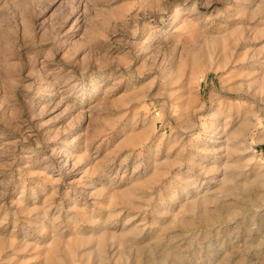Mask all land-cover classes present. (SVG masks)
Here are the masks:
<instances>
[{"label":"rangeland","instance_id":"obj_1","mask_svg":"<svg viewBox=\"0 0 264 264\" xmlns=\"http://www.w3.org/2000/svg\"><path fill=\"white\" fill-rule=\"evenodd\" d=\"M263 184L264 0H0V264H264Z\"/></svg>","mask_w":264,"mask_h":264},{"label":"bare ground","instance_id":"obj_2","mask_svg":"<svg viewBox=\"0 0 264 264\" xmlns=\"http://www.w3.org/2000/svg\"><path fill=\"white\" fill-rule=\"evenodd\" d=\"M264 185V184H263ZM264 189V188H263ZM196 195V194H195ZM211 198H212V195H208V193H203L202 194V196H200V198H199V196H198V193H197V195H196V197L191 201V202H189L190 203V207H193V206H195V203H197L198 201L197 200H199V202L200 203H204V202H208L209 200H211ZM263 204V203H262ZM201 215L203 216V217H205L206 215H207V211L206 210H203L202 211V213H201ZM254 219H252V221H253ZM255 221V220H254ZM257 221V220H256ZM256 223V222H255ZM251 225V224H250ZM169 247V250H166L165 251V253H164V255H165V257H167V256H171L172 257V259H174V260H178V263H182L183 261H182V257L184 256V255H182V253H181V251H179V249L176 247V245H174V244H171V246H168ZM152 261H153V259H152ZM158 261V260H157ZM159 262V261H158ZM155 263H156V261H155ZM153 264V263H152Z\"/></svg>","mask_w":264,"mask_h":264}]
</instances>
